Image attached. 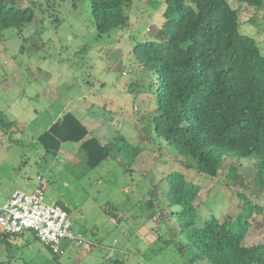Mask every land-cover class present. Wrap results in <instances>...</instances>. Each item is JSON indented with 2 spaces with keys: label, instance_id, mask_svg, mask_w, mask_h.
Returning a JSON list of instances; mask_svg holds the SVG:
<instances>
[{
  "label": "rangeland",
  "instance_id": "374dc122",
  "mask_svg": "<svg viewBox=\"0 0 264 264\" xmlns=\"http://www.w3.org/2000/svg\"><path fill=\"white\" fill-rule=\"evenodd\" d=\"M33 1L30 25L0 31V111L15 123L0 128V207L15 189L32 192L43 186L47 202L69 209L73 231L84 243L66 245V252L56 256L25 231L11 249L13 264H191L169 240L168 223L158 220V203L147 204L153 196L151 177L163 188L172 171L201 186L195 204L202 218L212 213L236 221L241 212L237 185L264 207V184L252 160L241 159L238 181L227 178L229 158L216 177L199 175L184 166L148 120L155 114L156 74L141 70L131 50L159 39L165 0H134L126 8V25L105 35L98 34L91 0ZM240 31L264 52V6L244 11ZM68 111L103 142L119 136L116 156L88 167L79 143L47 152L39 135ZM127 141L142 148L132 165L122 149ZM250 222L246 242H263L264 214L255 213Z\"/></svg>",
  "mask_w": 264,
  "mask_h": 264
},
{
  "label": "trees",
  "instance_id": "16d2710c",
  "mask_svg": "<svg viewBox=\"0 0 264 264\" xmlns=\"http://www.w3.org/2000/svg\"><path fill=\"white\" fill-rule=\"evenodd\" d=\"M81 1L73 0L74 4ZM133 1L91 0L98 34L124 27L128 20L126 8ZM18 2L0 0V31L22 29L33 21L34 1L26 6ZM165 3L159 39L136 44L131 50L141 70L156 74L155 114L148 117L150 124L153 120L154 132L176 149L186 168L199 175L216 177L229 158L227 178L238 181L241 159L249 158L255 163L256 178L264 184V52L254 37L240 31L244 11L261 8L264 0ZM14 124L0 111V128ZM92 132L68 111L39 135L38 142L53 153L59 152L63 143H79L87 166L96 167L116 156L121 138L103 142ZM122 149H127L131 165L142 152L138 143L128 141ZM151 183L153 196L147 204L152 208L158 203V220L168 223L169 240L177 251L188 256L189 263L264 264V241L251 245L246 242L250 218L255 213L264 214V207L256 204L246 189L231 186L236 190L241 212L236 221L231 216L222 221L212 213L202 218L195 204L201 186L186 179L184 173L167 174L163 188L153 177ZM23 235L0 230V255H4L0 256V264H13L11 249Z\"/></svg>",
  "mask_w": 264,
  "mask_h": 264
},
{
  "label": "built area",
  "instance_id": "2783aa9c",
  "mask_svg": "<svg viewBox=\"0 0 264 264\" xmlns=\"http://www.w3.org/2000/svg\"><path fill=\"white\" fill-rule=\"evenodd\" d=\"M69 211L58 203L46 201L45 188L28 192L15 189L0 207V230L4 233L31 231L57 254L66 252V245H81L84 238L72 228Z\"/></svg>",
  "mask_w": 264,
  "mask_h": 264
},
{
  "label": "crops",
  "instance_id": "0c3cea01",
  "mask_svg": "<svg viewBox=\"0 0 264 264\" xmlns=\"http://www.w3.org/2000/svg\"><path fill=\"white\" fill-rule=\"evenodd\" d=\"M62 149V148H61ZM55 203H58V202H55Z\"/></svg>",
  "mask_w": 264,
  "mask_h": 264
}]
</instances>
